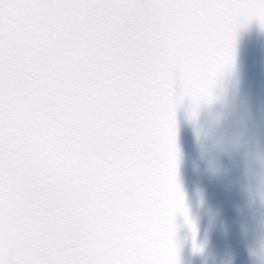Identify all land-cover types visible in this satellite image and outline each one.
<instances>
[{"label": "snow or ice", "instance_id": "1", "mask_svg": "<svg viewBox=\"0 0 264 264\" xmlns=\"http://www.w3.org/2000/svg\"><path fill=\"white\" fill-rule=\"evenodd\" d=\"M264 0H0V264H179L177 107L214 98Z\"/></svg>", "mask_w": 264, "mask_h": 264}, {"label": "water", "instance_id": "2", "mask_svg": "<svg viewBox=\"0 0 264 264\" xmlns=\"http://www.w3.org/2000/svg\"><path fill=\"white\" fill-rule=\"evenodd\" d=\"M179 179L193 232L176 216L179 264H264V27L237 28L214 98L177 107Z\"/></svg>", "mask_w": 264, "mask_h": 264}]
</instances>
